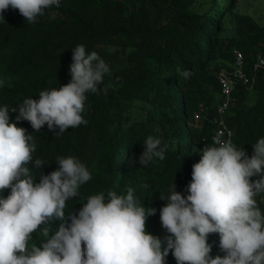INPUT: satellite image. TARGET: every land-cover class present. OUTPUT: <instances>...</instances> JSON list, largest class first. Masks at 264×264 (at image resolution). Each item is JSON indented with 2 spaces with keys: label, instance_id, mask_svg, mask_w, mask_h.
I'll list each match as a JSON object with an SVG mask.
<instances>
[{
  "label": "trees",
  "instance_id": "trees-1",
  "mask_svg": "<svg viewBox=\"0 0 264 264\" xmlns=\"http://www.w3.org/2000/svg\"><path fill=\"white\" fill-rule=\"evenodd\" d=\"M242 1V0H241ZM240 0H61L60 7L29 24L11 7L0 20V107L19 108L26 98L39 99V92L70 82L72 49L83 44L96 51L109 65L97 93H88L82 114L87 124L68 128L62 135L45 124L34 132V160L44 165L30 168L40 182L58 169V156H74L85 163L92 179L81 185L80 195L66 202V226L70 214H78L90 195L134 189L139 203L155 207L146 220V231L167 247L159 210L167 201L171 185L187 196L192 166L202 158L206 141L213 140L211 126L196 120L197 113L212 115L219 96L218 71L232 61L233 48L251 63L264 51V24L241 12ZM193 73L185 79L178 71ZM255 91L251 99L250 92ZM235 105L226 114L233 130L232 143L251 157L253 145L264 138V74L248 86L238 85ZM16 112H10L15 122ZM167 144L165 159L139 164L149 136ZM259 177H252L253 180ZM144 185H148L147 188ZM10 188L3 191L7 197ZM107 199V198H106ZM264 214V193L256 197ZM61 221L51 225L49 238ZM44 238L39 232L33 241ZM210 255L223 256L219 234L208 235ZM83 247V245H82ZM165 264H176L169 250Z\"/></svg>",
  "mask_w": 264,
  "mask_h": 264
},
{
  "label": "clouds",
  "instance_id": "clouds-1",
  "mask_svg": "<svg viewBox=\"0 0 264 264\" xmlns=\"http://www.w3.org/2000/svg\"><path fill=\"white\" fill-rule=\"evenodd\" d=\"M60 4L61 0H0V20L11 7L34 24L45 9ZM177 71L185 79L193 75ZM109 73L104 59L80 44L72 49L69 83L40 91L39 99H24L18 109L0 107V264H165L169 250L176 264H264V214L256 200L264 193V138L253 145L249 157L231 139H222L223 131L217 132L213 145L205 146L192 166L189 194L177 192L175 184L167 196L160 194L167 201L159 210L160 221L169 234L163 250L161 238L146 231V220L157 209L141 205L131 187L126 194L88 196L66 226V202L80 195L91 173L78 158L58 156V169L41 172L36 183L30 165L41 169L45 163L34 160V137L18 123L28 121L34 132L45 124L53 132L58 128L56 136L86 125L82 114L87 94L97 93ZM10 112L17 113L15 122ZM143 145L141 166L165 159L168 145H162L161 138L149 135ZM57 220L58 230L49 238ZM37 232L44 238L39 245L30 243ZM212 233L219 234L223 256L210 255Z\"/></svg>",
  "mask_w": 264,
  "mask_h": 264
},
{
  "label": "built area",
  "instance_id": "built-area-1",
  "mask_svg": "<svg viewBox=\"0 0 264 264\" xmlns=\"http://www.w3.org/2000/svg\"><path fill=\"white\" fill-rule=\"evenodd\" d=\"M232 61L229 66L222 67L217 74L219 86V96L217 99L214 113L212 115L197 113L196 120L206 121L212 128L213 137L219 131H223L222 139L228 140L233 137V130L226 122V114L236 103V97L233 95L238 85L248 86L257 79V74H264V51L261 52L253 62L247 63L244 53L233 48L231 51ZM231 133V136H229ZM212 141H206L205 146H212ZM204 146V147H205Z\"/></svg>",
  "mask_w": 264,
  "mask_h": 264
},
{
  "label": "rangeland",
  "instance_id": "rangeland-1",
  "mask_svg": "<svg viewBox=\"0 0 264 264\" xmlns=\"http://www.w3.org/2000/svg\"><path fill=\"white\" fill-rule=\"evenodd\" d=\"M222 1V0H221ZM242 2V6L240 8L241 12H247L252 14L257 18L259 23L264 24V0H240V3ZM227 66L230 65V62H227ZM226 67V66H224ZM251 99L254 98L255 91L251 90L250 92ZM154 234L155 236L158 235L159 229H154Z\"/></svg>",
  "mask_w": 264,
  "mask_h": 264
}]
</instances>
